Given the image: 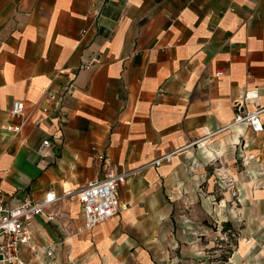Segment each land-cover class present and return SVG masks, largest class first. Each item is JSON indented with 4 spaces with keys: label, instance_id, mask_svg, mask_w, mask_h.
I'll return each instance as SVG.
<instances>
[{
    "label": "crops",
    "instance_id": "0c3cea01",
    "mask_svg": "<svg viewBox=\"0 0 264 264\" xmlns=\"http://www.w3.org/2000/svg\"><path fill=\"white\" fill-rule=\"evenodd\" d=\"M66 86L55 112L47 93ZM254 88L258 99L243 102ZM15 100L25 105L19 133L4 128ZM258 105L264 0H0L8 197L75 193L103 178L98 153L132 171L118 191L122 211L92 229L73 195L48 209L51 219L36 216L34 242L53 254L32 264H194L201 250L217 251V236L224 248L231 228L229 261L252 252L264 240V131L227 126Z\"/></svg>",
    "mask_w": 264,
    "mask_h": 264
},
{
    "label": "built area",
    "instance_id": "2783aa9c",
    "mask_svg": "<svg viewBox=\"0 0 264 264\" xmlns=\"http://www.w3.org/2000/svg\"><path fill=\"white\" fill-rule=\"evenodd\" d=\"M87 31H84L85 34ZM95 63L92 59L83 67L89 69ZM224 71H218L216 75H223ZM70 94V86H66L61 92L48 91L47 99L49 102H56L55 112H61L57 103ZM259 97V89H249L243 95V102L254 101ZM50 107H43L45 113L50 112ZM264 106H256L252 111H238L233 121L227 127H237L244 125L250 128L254 133L264 131L263 121ZM25 105L21 100H15L8 112L9 121L4 128L14 133H19L25 123ZM36 121V124H39ZM52 143L49 138L45 139L39 153L47 157L50 153ZM93 150L96 147L92 148ZM98 159L103 161L104 176L98 180H90L84 186L80 187L75 193L71 190H65L58 194L55 190L48 191L40 199L29 197H19L14 194L8 197L0 186V264H32L34 259L42 253L52 256V248H40L34 242L32 230L33 219L42 215L51 219L55 213L48 209L63 201L72 195L81 204L84 214L85 229L104 223L114 216L118 215L124 208L119 200V188L128 181L132 171H117L108 163L107 157L103 153H98ZM26 253H29L28 257Z\"/></svg>",
    "mask_w": 264,
    "mask_h": 264
},
{
    "label": "rangeland",
    "instance_id": "374dc122",
    "mask_svg": "<svg viewBox=\"0 0 264 264\" xmlns=\"http://www.w3.org/2000/svg\"><path fill=\"white\" fill-rule=\"evenodd\" d=\"M238 228V227H237ZM237 229H233L231 228V231L228 234H232L235 233L233 236H227V240L226 244L224 245V248H218V245L221 244V239L220 236L218 237V240L216 239V245L214 247V252H208L207 250H201L203 254L202 255H209V258H205L207 259L204 260L203 258H201V256L194 258V264H221L220 262H217L218 259H220L223 255V251H220V249H227L229 251V253H225V255H227L224 259L225 261H227V264H264V240L261 241L260 245L255 246V249L250 252L249 254H247L246 256H244L243 258H240L239 256H236L231 262L229 261V259L227 258L228 256H230L234 250H236V245H237V239L238 238V234H237ZM243 245V244H242ZM213 247H211V251ZM219 250V251H218ZM244 255V254H242ZM212 261H214L215 263H212Z\"/></svg>",
    "mask_w": 264,
    "mask_h": 264
}]
</instances>
